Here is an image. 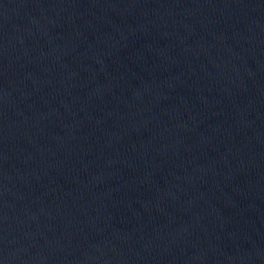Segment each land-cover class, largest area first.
Here are the masks:
<instances>
[{"label": "water", "instance_id": "water-1", "mask_svg": "<svg viewBox=\"0 0 264 264\" xmlns=\"http://www.w3.org/2000/svg\"><path fill=\"white\" fill-rule=\"evenodd\" d=\"M0 264H264V0H0Z\"/></svg>", "mask_w": 264, "mask_h": 264}]
</instances>
